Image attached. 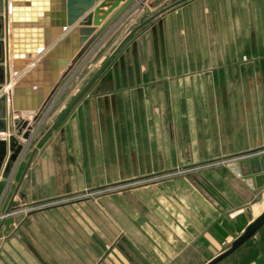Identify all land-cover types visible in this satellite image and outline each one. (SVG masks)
Returning a JSON list of instances; mask_svg holds the SVG:
<instances>
[{
    "label": "rangeland",
    "instance_id": "1",
    "mask_svg": "<svg viewBox=\"0 0 264 264\" xmlns=\"http://www.w3.org/2000/svg\"><path fill=\"white\" fill-rule=\"evenodd\" d=\"M173 1L164 0L161 7ZM176 8L165 12L179 13L167 19L162 52L158 47L157 55L145 52L144 56L136 47L122 46L85 91L80 99L85 126H75L81 115V107L75 106L37 150L48 127L112 55L107 48L113 45L102 47L80 68L71 70L66 78L72 81L51 112L55 101L30 119L18 116L32 123L33 132L27 141L18 138L22 149L8 187L16 184L35 150L26 187L30 196L5 217L14 218V223L19 220V225L0 238V264H206L228 249L264 211L263 190L251 211L236 217L228 228L225 218L231 216L221 209L226 205L218 192L240 182L228 165L254 154H226L221 149L220 100L207 95L202 80L190 101L173 94L169 100L161 94L130 95L125 89L133 86L123 84L124 78L137 71L129 64L141 59L203 63L225 56L233 63L227 70L229 76L238 72L252 77L259 70L264 80V0H198L184 13ZM176 20L184 31L180 37L170 31ZM256 46L260 52H251ZM170 71H179L180 76L195 72L197 79L214 76L217 80L221 72L203 67L163 69L158 76ZM109 78L123 82L113 88L118 93L108 91L105 82ZM218 88L213 85L212 92ZM91 99L96 104L92 111L85 108ZM65 122L67 136L62 139L60 129ZM6 197L0 205L2 218ZM192 210L197 212L194 221L205 222L204 226L226 224L218 250L204 241L202 228L194 232L195 243L177 244V226H186ZM260 250H264V225L250 244L222 264H239Z\"/></svg>",
    "mask_w": 264,
    "mask_h": 264
},
{
    "label": "crops",
    "instance_id": "2",
    "mask_svg": "<svg viewBox=\"0 0 264 264\" xmlns=\"http://www.w3.org/2000/svg\"><path fill=\"white\" fill-rule=\"evenodd\" d=\"M125 0H121L119 3V7L124 4ZM148 0H142L143 6H136L135 8H131L130 6L125 9V11L119 16V20L112 23L108 29L106 30L108 34L104 38L103 41L97 46V48L91 53L90 57L95 55L97 52L99 53L100 49L102 47L112 46L111 48H107L108 53L114 52L119 44L123 41V39L134 29L136 28L134 25L140 24L144 22L145 20L152 18L145 26L144 28H140L141 30L136 31L125 43L124 47L131 46L136 47L138 50L141 51L142 55L146 53L147 56L157 55L159 47V50L162 48L161 45L164 44V41H162V37L165 36V29L164 26L168 25L167 19L173 17V15H178L179 12H169L165 13L166 11L160 12L163 7H161L164 0H154L151 4V6H147ZM198 0H188L187 2L180 4L176 6L177 10L175 11H181V13H184L189 7H192L193 3H196ZM115 0H107L105 7L101 8L103 12H100V15H103L104 13H108L109 18L116 10H118L119 7L114 8L112 11L111 9L114 6ZM99 6V5H98ZM112 6V7H111ZM146 8H149V11H146ZM160 12V13H159ZM180 13V16H181ZM147 17V19L145 18ZM105 21L102 22V24ZM41 27H35V30H40L36 33H29L31 36H41L43 37L45 33H49L52 28L49 26V22H41ZM47 24V26H46ZM181 21L176 20L175 23L172 25V28L170 31H173V36L180 37L182 34H184L183 29L181 28ZM10 26H9V32H10ZM100 27H97V30ZM105 31V32H106ZM143 31V32H141ZM167 31V30H166ZM105 32L103 34H105ZM102 34V35H103ZM171 34V32H170ZM137 35V36H136ZM102 37V36H101ZM100 37V38H101ZM31 45H36V43H30ZM123 47V48H124ZM162 52V49H161ZM251 52H260V47H252ZM145 56V55H144ZM90 57H88L84 62L82 59L78 62L82 65L87 62ZM25 56L24 60H34L35 56H31L30 59ZM10 60V76H11V82H13L14 73L12 71V65H11V59ZM78 63L75 65V68L78 66ZM233 64L231 61L227 60V56H225V59H221L219 61L212 62L204 61L202 62H195V61H173V62H162L157 59L154 60H146L141 59L137 62L130 63V67L133 68V70H137L134 72L133 76H127L124 78V83L120 80H116L114 78H109L105 82V84L108 86V91L112 90L114 86H120L119 84H130L133 87H129L125 89V92L128 90L130 95H136V93H139L141 96H146V98L151 94H161L163 95V99H168V96L173 94L180 98L186 97V101L194 100L196 93H197V84L203 82L204 86H207V89L205 90L207 92V95L212 98L213 95L216 97H219L220 100V112H219V118H220V131H219V137L218 141L221 146V149L226 150V154H233V153H250L254 154L251 155L249 158H254L259 155L264 154V92H261V88L264 89V87H261V79L259 76V70L256 71L252 77H245L242 73L236 74L235 77H231L228 74V68L229 66ZM129 67V68H130ZM219 68L221 70L220 72V78L217 80L216 77H203L200 78L195 75V72H187L183 73L181 76L179 74V71H176L174 73L173 71L168 72L169 75L167 76H158L159 71H162L163 69L166 70H195L196 68ZM222 70H225L224 72ZM162 73V72H161ZM186 75V76H185ZM70 79V78H69ZM97 78H91V80L87 83L85 88L82 89V91L85 89L87 91L89 89V86L94 85ZM72 80H68L67 78L62 81L60 85V93L56 91L54 95V99L52 98V108L50 109V112L55 108L58 101L63 96V90L65 89V86ZM199 81V82H198ZM264 81V80H263ZM169 85V87H167ZM219 87L218 92L215 93L216 89H214V93L212 92V86ZM161 86V88L159 87ZM250 86V89L248 88ZM13 84L9 87V90H12ZM35 91V89H33ZM115 90L112 94L118 93L117 91L119 89H113ZM81 91V92H82ZM85 91L83 93H78L73 99L70 101V105L67 106V108L62 112V114L57 118V120L48 127V129L45 131L44 136L42 137L41 141L37 145V150L41 148L40 146H43L42 144L45 143V140L49 135L57 128L60 127V123L63 121V119L68 115V113L73 109V107L76 106V108L81 107L79 110L81 111V115L78 117L77 124L75 126L78 128L79 125L85 126V117L83 113L84 105H81L80 99L86 94ZM109 95V94H108ZM96 96L94 93L91 95L92 98ZM21 99L22 105L26 106L33 101H35L36 96H27L22 95L19 97ZM169 100V99H168ZM94 99H91L90 104L87 105V109H90L91 111L94 110L96 107V104L94 103ZM28 103V104H27ZM48 105V104H47ZM46 105V106H47ZM50 105V104H49ZM11 105L9 102H6V110L9 112ZM83 108V109H82ZM86 110V109H85ZM11 111V110H10ZM35 111H21L18 114L14 113V118L19 116L22 118H28L30 119L33 114H35ZM38 113V112H37ZM68 122H65V125L63 124L61 126V138L63 139L66 134L64 133V126H67ZM43 128V125L41 126ZM67 129V128H66ZM8 132L6 133H0V140L7 139ZM185 149H188L186 147ZM35 151V150H34ZM34 151L32 152L31 156L29 157L27 164L25 168L22 170L20 174H18V181L16 184L11 182L10 188L5 192L6 201L4 202L3 211L10 205L11 208H15L16 206L23 205L24 202L28 200V197L30 194L26 192L27 182L29 179L30 170L32 169L31 161L34 157ZM7 157V155H6ZM237 177V176H236ZM240 182L237 184H233V187H228L227 189H224L221 192H218L219 198L224 202L223 204L225 206H221V209L223 211H228L230 213L231 217L225 218V220L228 222V228L233 225L235 222V218L244 213L246 210L251 211V206L255 203V201L259 200L260 193L264 190V179L257 181V186L253 189H250L247 187L239 178ZM4 196V198H5ZM216 199V198H215ZM216 201H218L216 199ZM219 203V202H218ZM199 213V212H198ZM189 219L185 222L186 226H183V224H179L177 234H175L178 237L177 244H191L195 243L196 241L193 238L194 232L199 231L200 228H202L203 231H201L202 238L204 241L209 244L210 246L214 247L213 249L216 251L221 246V232L222 230L225 231L226 224L224 225V221H219L218 223L211 224L208 223L207 226H204V224L201 222H195L194 216L197 214L195 211H191L189 213ZM258 216V215H257ZM256 216V217H257ZM255 218V217H254ZM249 219L250 220H253ZM184 220V219H183ZM17 225H19V220H15L14 225L10 226V231L7 232L5 235L2 234V231L4 230V227L0 230V238H5L6 236L12 234L15 229L17 228ZM214 225V226H213ZM185 230V231H184ZM190 231V232H189ZM193 231V232H192ZM185 238H188L189 240H184ZM220 254V253H219ZM217 254V255H219ZM216 255V256H217ZM215 257V256H214ZM242 264H264V251L260 252L259 255H257L254 259H251L245 263Z\"/></svg>",
    "mask_w": 264,
    "mask_h": 264
},
{
    "label": "water",
    "instance_id": "3",
    "mask_svg": "<svg viewBox=\"0 0 264 264\" xmlns=\"http://www.w3.org/2000/svg\"><path fill=\"white\" fill-rule=\"evenodd\" d=\"M106 1L0 0V133H9L7 139L0 140V205L9 186L14 164L22 149L18 138L27 141L33 132V125L29 120H23L18 116L14 118L13 114L25 110L40 112L75 65L81 59L84 62L104 40L110 30L106 31L108 27L120 19L119 16L125 9L130 5L131 8L143 6L142 0H125L119 7L121 0H115L111 11L119 8L106 19L110 12L100 15ZM153 1L148 0L147 6H151ZM187 1L175 0L160 12ZM146 11H149V8H146ZM151 19L145 20L134 28L106 63L136 31ZM43 21H48L52 30L45 33L43 37L29 35V33L39 32L40 30H35V27H41ZM103 21L105 22L102 24ZM97 27L100 28L97 30ZM33 42L38 44L31 45L30 43ZM33 55L34 60L23 59L25 56L28 57L26 59H30ZM9 59H11L14 73L12 90H9L11 85ZM83 62L77 67L80 68ZM84 91L85 89L81 93ZM22 95L36 96V99L24 106L19 98ZM6 102L11 105L9 112L6 110ZM34 120L36 121L37 118ZM228 168L235 176L241 178L247 187L253 189L257 186L258 180L264 179V154L241 162H233L228 165ZM12 211L13 208L9 205L4 211L3 218L0 217V230L4 227L3 235L9 232L10 226L14 224V218H5ZM263 225L264 211L246 226L243 233L231 243L228 249L206 264H219L252 239Z\"/></svg>",
    "mask_w": 264,
    "mask_h": 264
},
{
    "label": "trees",
    "instance_id": "4",
    "mask_svg": "<svg viewBox=\"0 0 264 264\" xmlns=\"http://www.w3.org/2000/svg\"><path fill=\"white\" fill-rule=\"evenodd\" d=\"M118 51H119V50H118ZM116 53H117V52H116ZM116 53H115V54H116ZM115 54H114V55H115ZM113 57H114V56H113ZM113 57H112L107 63L105 62L106 64H105V63H104L105 65L103 64L104 66L102 65L103 68H102L101 70H100V69L98 70V72L96 73V77L100 74V72H101L105 67L108 66V64H109L110 61L113 59ZM108 59H109V58H108ZM108 59H107V60H108ZM107 60H106V61H107ZM93 77H94V76H93ZM96 77H95V78H96ZM251 240H252V239H250L249 241H247L243 246H247L248 244H250V241H251ZM243 246H241L237 251H235L232 255H230L229 257H227V258L224 259L223 261H221L219 264H222V263H224L225 261L231 259V257H233L234 255H236V253H237V252H238ZM262 251H264V250H260V252H262ZM260 252H257V253L255 252L253 256H250V257L244 259V260H243L241 263H239V264H242V263H245V262H247V261H249V260H251V259H254L257 255H259Z\"/></svg>",
    "mask_w": 264,
    "mask_h": 264
},
{
    "label": "flooded vegetation",
    "instance_id": "5",
    "mask_svg": "<svg viewBox=\"0 0 264 264\" xmlns=\"http://www.w3.org/2000/svg\"><path fill=\"white\" fill-rule=\"evenodd\" d=\"M54 95H55V94H54ZM53 97H54V96H53ZM53 97H52V98H53ZM52 98H51V100H52ZM51 100L49 101L48 105L51 103ZM52 106H53V105H52Z\"/></svg>",
    "mask_w": 264,
    "mask_h": 264
},
{
    "label": "bare ground",
    "instance_id": "6",
    "mask_svg": "<svg viewBox=\"0 0 264 264\" xmlns=\"http://www.w3.org/2000/svg\"><path fill=\"white\" fill-rule=\"evenodd\" d=\"M11 84H12V82H11ZM11 86V85H10Z\"/></svg>",
    "mask_w": 264,
    "mask_h": 264
}]
</instances>
